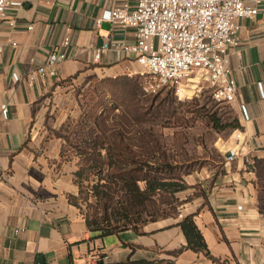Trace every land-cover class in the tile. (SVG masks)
<instances>
[{"label": "crops", "instance_id": "crops-1", "mask_svg": "<svg viewBox=\"0 0 264 264\" xmlns=\"http://www.w3.org/2000/svg\"><path fill=\"white\" fill-rule=\"evenodd\" d=\"M23 1L9 9L16 24H0V264H264V211L259 206L264 181V96L259 87V82L264 85V0L255 17L241 19L239 42L227 50L238 83L230 104L240 127L220 138L217 157L202 152L204 161L185 175L189 186L178 192L183 202L177 216L105 235L88 226L71 199L79 192L78 166L61 156L62 139L34 127L46 111L47 95L59 86L130 74L139 67L134 57L112 49L96 59L106 41L135 37L133 28L98 19L105 10L136 0ZM54 49L64 51L66 58L54 65L56 74H40L38 67ZM4 104L7 117L2 115ZM188 214L209 254L188 246L179 224Z\"/></svg>", "mask_w": 264, "mask_h": 264}, {"label": "built area", "instance_id": "built-area-1", "mask_svg": "<svg viewBox=\"0 0 264 264\" xmlns=\"http://www.w3.org/2000/svg\"><path fill=\"white\" fill-rule=\"evenodd\" d=\"M260 1L136 0L134 5L124 3L107 9L98 22L108 19L122 27L133 28L135 37L133 40L106 41L98 49L96 59L106 49L134 57L139 67L129 73L143 76V89L149 94L166 88H176L177 93L183 94L182 87L188 86V82L197 86L205 81L209 83L214 99L232 103L236 99L238 83L228 65V46L239 42L241 19L255 17L260 10ZM23 4V0H0V24L7 20L14 26L16 21L9 18V9ZM3 49L0 42V52ZM64 58V51L54 49L47 63L38 67V72L56 74L54 65ZM14 77L19 78L17 73ZM259 87L264 96L262 82ZM241 111L249 119L245 104L241 105ZM2 115H9L6 104L2 105ZM234 154L232 150L230 158Z\"/></svg>", "mask_w": 264, "mask_h": 264}, {"label": "trees", "instance_id": "trees-1", "mask_svg": "<svg viewBox=\"0 0 264 264\" xmlns=\"http://www.w3.org/2000/svg\"><path fill=\"white\" fill-rule=\"evenodd\" d=\"M211 122L217 129L240 127L236 114L233 119L225 120L214 111ZM130 131L123 124L119 123L114 128L97 119L94 126L78 129L72 139L55 131L56 136L65 138L69 145L66 147L65 142L62 144L61 156L66 160L79 158L75 180L80 195H72L71 199L81 208L88 226L102 235L126 228L139 229L149 221L177 216L183 201L175 194L189 186L185 175L204 161L194 158L169 161L160 151L158 142L148 136L143 127L133 135ZM95 178L97 182L93 183ZM85 183L92 184V196L95 198L94 202L88 204L87 210L80 203L82 193H86ZM259 200V206L264 211V181L260 184ZM179 224L187 236L188 246L209 254L194 216L185 215Z\"/></svg>", "mask_w": 264, "mask_h": 264}, {"label": "rangeland", "instance_id": "rangeland-1", "mask_svg": "<svg viewBox=\"0 0 264 264\" xmlns=\"http://www.w3.org/2000/svg\"><path fill=\"white\" fill-rule=\"evenodd\" d=\"M143 80L140 74H120L61 85L47 95L46 111L34 130L68 135L72 139L78 129L94 126L97 119L114 128L123 124L131 129V135L143 127L148 136L158 142L160 151L169 161L186 158L200 161L202 152L206 151L217 157L216 145L230 130L213 127L211 113L217 111L225 120H231L235 115L231 104L214 99L205 81L197 86L188 82V86L182 87L183 94L177 93L176 88L149 94L143 89ZM60 138L62 144L65 142L69 147L65 138ZM73 160L78 166L79 158ZM95 181L97 178L93 183ZM91 186L85 183L86 193L82 196L88 198H80L85 210L95 201ZM178 192L175 197L180 198Z\"/></svg>", "mask_w": 264, "mask_h": 264}, {"label": "water", "instance_id": "water-1", "mask_svg": "<svg viewBox=\"0 0 264 264\" xmlns=\"http://www.w3.org/2000/svg\"><path fill=\"white\" fill-rule=\"evenodd\" d=\"M38 259H42V256H39Z\"/></svg>", "mask_w": 264, "mask_h": 264}, {"label": "bare ground", "instance_id": "bare-ground-1", "mask_svg": "<svg viewBox=\"0 0 264 264\" xmlns=\"http://www.w3.org/2000/svg\"><path fill=\"white\" fill-rule=\"evenodd\" d=\"M182 93H184V92L182 91Z\"/></svg>", "mask_w": 264, "mask_h": 264}]
</instances>
